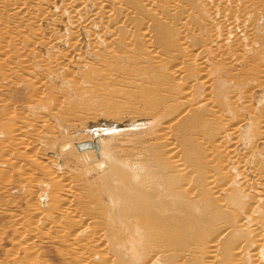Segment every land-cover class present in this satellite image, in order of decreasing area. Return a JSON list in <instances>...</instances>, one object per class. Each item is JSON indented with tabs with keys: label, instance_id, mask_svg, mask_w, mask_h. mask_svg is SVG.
Returning a JSON list of instances; mask_svg holds the SVG:
<instances>
[{
	"label": "bare ground",
	"instance_id": "obj_1",
	"mask_svg": "<svg viewBox=\"0 0 264 264\" xmlns=\"http://www.w3.org/2000/svg\"><path fill=\"white\" fill-rule=\"evenodd\" d=\"M16 6L37 110L0 133L47 175L10 162L32 222L67 223L75 264H264V0Z\"/></svg>",
	"mask_w": 264,
	"mask_h": 264
},
{
	"label": "rangeland",
	"instance_id": "obj_2",
	"mask_svg": "<svg viewBox=\"0 0 264 264\" xmlns=\"http://www.w3.org/2000/svg\"><path fill=\"white\" fill-rule=\"evenodd\" d=\"M15 3L16 0H0L2 14L0 17L9 26L17 27L14 34L18 31L26 33V24H22L21 21L25 12H20L17 6L14 7ZM2 34L0 33V36ZM18 35L15 38L11 35L0 39V107L6 105L12 112L21 114L27 111L28 118H32L33 111L36 113L35 110H37V107H33L30 112L27 110V106L33 102L34 98L30 97V94L33 95L32 83H28L24 78V62L19 60V58H30L21 53V51L25 52L29 44L21 38L22 33ZM0 128L1 131L2 127ZM2 135L4 136L0 138V264H75V255L82 250L78 240L70 239L71 228L61 221L53 223L41 219L35 224L32 222L35 221L34 215L27 207L30 188L27 190L24 187L20 175L15 172L9 174L10 162L14 160L13 167L18 166L32 180L37 179L34 181L39 180V185L48 181L47 175L36 165H31L26 156L15 153L9 143L3 141L6 134ZM35 147L38 154L36 157L40 154V157H43L46 151L43 154L44 150H41L40 143H36ZM7 150H9L8 153H6ZM53 156L55 158L57 155ZM6 157L9 158L8 162L4 161ZM7 171L9 175L1 177V174ZM40 199V206L46 207L45 199ZM79 238L76 237V239Z\"/></svg>",
	"mask_w": 264,
	"mask_h": 264
}]
</instances>
